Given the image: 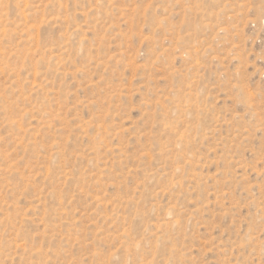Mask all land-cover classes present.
Returning <instances> with one entry per match:
<instances>
[{
  "label": "rangeland",
  "instance_id": "obj_1",
  "mask_svg": "<svg viewBox=\"0 0 264 264\" xmlns=\"http://www.w3.org/2000/svg\"><path fill=\"white\" fill-rule=\"evenodd\" d=\"M0 264H264V0H0Z\"/></svg>",
  "mask_w": 264,
  "mask_h": 264
}]
</instances>
